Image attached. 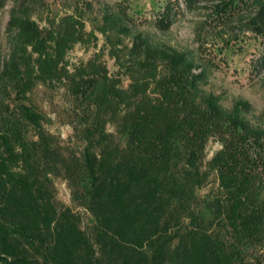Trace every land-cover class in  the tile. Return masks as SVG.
<instances>
[{
	"label": "trees",
	"instance_id": "1",
	"mask_svg": "<svg viewBox=\"0 0 264 264\" xmlns=\"http://www.w3.org/2000/svg\"><path fill=\"white\" fill-rule=\"evenodd\" d=\"M181 2H206L199 49L264 44V0ZM179 3L166 0L156 28H169ZM38 6L13 5L7 55L0 42V264H264V123L250 120L248 101L223 106L201 86L203 64L132 30L120 6L97 26L117 69L100 49L70 70L66 54L94 30L79 10L41 27ZM254 63L264 69V50ZM39 83L65 87L68 139L32 102ZM210 141L220 147L208 157Z\"/></svg>",
	"mask_w": 264,
	"mask_h": 264
},
{
	"label": "rangeland",
	"instance_id": "2",
	"mask_svg": "<svg viewBox=\"0 0 264 264\" xmlns=\"http://www.w3.org/2000/svg\"><path fill=\"white\" fill-rule=\"evenodd\" d=\"M39 6L32 13L41 27L57 23L59 18L73 11H81L85 22V31L94 30L96 39L88 42L77 43L66 54L69 61L68 68L80 62L87 61L100 49H104L101 60L106 63L110 72L116 70L113 59L107 54V47L103 48L104 36L97 29L101 15L107 7L117 10L120 6L135 20L132 30H137L148 36L154 42H161L174 47L177 50L187 52L196 58L199 64H203L205 77L201 84L206 91L220 96L223 106L230 107L235 99L248 101L251 110L248 117L253 122L262 121L264 111V69L256 68L254 60L264 50V44L253 36L245 38L241 43L232 48L220 51H209L210 46L201 50L198 48L197 25L203 20L206 2L199 3L194 9L188 10L182 0H179L180 11L176 18L165 31H161L153 24L154 16L161 9L166 0H37ZM21 0H7L5 6L0 9V42L4 55L8 54L9 43L7 41L6 26L9 19L10 8ZM124 43L131 44V34L124 38ZM126 85L128 80H123ZM32 102L49 118H51V130L60 134L63 139L71 136L72 130L67 124L69 119L70 97L63 85L50 87L39 83L32 91ZM220 147L215 141H210L207 146L208 157ZM58 198L67 205L73 206L70 200V192L65 180L55 179ZM88 221L87 212L75 207Z\"/></svg>",
	"mask_w": 264,
	"mask_h": 264
}]
</instances>
